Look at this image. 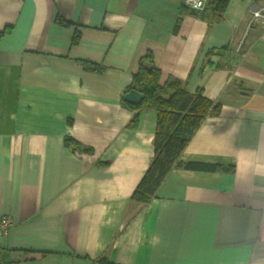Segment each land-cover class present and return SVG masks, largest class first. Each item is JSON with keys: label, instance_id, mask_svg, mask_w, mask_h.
Here are the masks:
<instances>
[{"label": "crops", "instance_id": "obj_1", "mask_svg": "<svg viewBox=\"0 0 264 264\" xmlns=\"http://www.w3.org/2000/svg\"><path fill=\"white\" fill-rule=\"evenodd\" d=\"M182 1L0 0V264H264V0ZM147 52L219 104L179 160L222 168L175 165L143 204L157 114L121 96Z\"/></svg>", "mask_w": 264, "mask_h": 264}, {"label": "trees", "instance_id": "obj_2", "mask_svg": "<svg viewBox=\"0 0 264 264\" xmlns=\"http://www.w3.org/2000/svg\"><path fill=\"white\" fill-rule=\"evenodd\" d=\"M229 0H206L204 9L199 16L210 20H219ZM188 9V8H187ZM192 13L195 14L193 10ZM58 20V19H57ZM58 23H69L59 20ZM7 27L0 31V36L7 32ZM79 32L75 29L72 43L78 39ZM215 50H208L213 53ZM82 68L86 71H102L101 64L80 60ZM160 71L154 64L152 54L147 52L139 59L138 68L132 75L129 89H135L143 94L137 104L126 103L130 108L138 111L155 110L156 127L153 137V157L142 175L140 181L131 194L130 199L139 203H147L164 179L167 172L175 165L187 169L215 171L222 167L208 163L181 162L179 155L190 137L200 126L203 119L219 111V104L205 97L200 90L195 93L188 92L184 85L175 78H168L159 82ZM134 115L130 124H135ZM64 144L77 151L81 145L71 137L64 139ZM88 151V148H83Z\"/></svg>", "mask_w": 264, "mask_h": 264}, {"label": "built area", "instance_id": "obj_3", "mask_svg": "<svg viewBox=\"0 0 264 264\" xmlns=\"http://www.w3.org/2000/svg\"><path fill=\"white\" fill-rule=\"evenodd\" d=\"M183 6L193 10L197 15L204 9L206 0H183ZM253 25H259L264 34V6L255 7L251 11L250 19L247 23V29ZM12 219L5 214L0 215V234H5L12 226Z\"/></svg>", "mask_w": 264, "mask_h": 264}, {"label": "water", "instance_id": "obj_4", "mask_svg": "<svg viewBox=\"0 0 264 264\" xmlns=\"http://www.w3.org/2000/svg\"><path fill=\"white\" fill-rule=\"evenodd\" d=\"M121 98L130 104H137L143 98V94L135 89H129L122 94Z\"/></svg>", "mask_w": 264, "mask_h": 264}]
</instances>
